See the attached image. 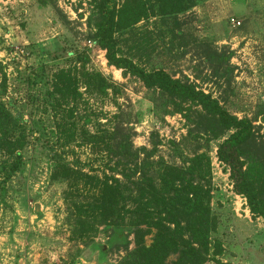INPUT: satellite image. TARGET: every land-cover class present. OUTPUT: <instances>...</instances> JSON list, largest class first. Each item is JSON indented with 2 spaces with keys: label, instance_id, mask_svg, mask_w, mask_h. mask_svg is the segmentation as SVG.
<instances>
[{
  "label": "rangeland",
  "instance_id": "rangeland-1",
  "mask_svg": "<svg viewBox=\"0 0 264 264\" xmlns=\"http://www.w3.org/2000/svg\"><path fill=\"white\" fill-rule=\"evenodd\" d=\"M115 1L124 24L114 35L119 56L147 72L163 69L192 83L229 114L251 120L258 141L264 140V0H204L176 18H145V0ZM91 2L0 0V61L7 64L0 72V82L6 77L0 105L24 137L20 149L8 141L0 145V183L16 153L23 161L0 185V264H97L98 258L117 264L125 255L119 250L124 235L129 250L134 248L129 229L96 224L84 233L77 226L84 218L98 223L100 214L109 223L127 224L132 219L127 210L141 201L121 175L127 170L118 164L113 143L98 137L115 128L123 129L133 149L148 151L156 133L151 160L157 167L150 172L155 186L166 164L209 192L216 230L209 234L208 258L216 241L222 252L206 264H264V221L252 217L246 201L234 194L228 171L216 157L222 139L189 135L200 107H164L140 81L108 66L105 52L91 41ZM198 43L219 53V76L196 55ZM55 153L68 170L53 169ZM104 183L114 189H103ZM107 203L115 204L113 213L102 212ZM75 232L85 236L73 238ZM156 232L150 228L145 246ZM176 258L171 254L166 263Z\"/></svg>",
  "mask_w": 264,
  "mask_h": 264
},
{
  "label": "trees",
  "instance_id": "trees-1",
  "mask_svg": "<svg viewBox=\"0 0 264 264\" xmlns=\"http://www.w3.org/2000/svg\"><path fill=\"white\" fill-rule=\"evenodd\" d=\"M203 1L145 0L149 7L144 17L176 18ZM91 3L94 9L91 18L94 33L91 35V41L105 52L108 66L120 70L123 76H131L140 81L145 89L157 94L164 107L168 104L176 108L180 107V104L200 107V112L195 111L196 121L189 135L202 134L210 140L222 139L217 147L216 157L228 171L234 194L245 199L252 217L264 221V140L258 141L252 121L229 114L216 99L204 94L188 81L174 78L163 69L147 72L132 60L119 56L114 35L124 26L119 17L122 10L117 11L115 0H92ZM197 48L196 55L219 76V53L208 43H198ZM5 65L7 66L6 62L0 61V72L4 71ZM5 80L3 74L0 82V94L3 96H6ZM17 127L9 112L0 105V145L3 141H8L15 150L21 148V140L24 137L22 132L17 133ZM98 137L104 143H113V154L118 158V164L128 171L121 175L138 190L137 195L141 201H138L134 209L127 210L132 217L127 224L120 222L123 224L121 225L114 220L109 223L102 214L98 223L90 218L81 219L77 226L84 233L93 231L96 224L115 230L122 229L123 232L129 229V234H133L134 248L129 250L128 237L124 235L119 250L123 249L125 255L117 264H167L166 260L171 254H177L172 264H206L211 258L214 260L221 255L222 246L216 241L213 256L208 258L209 234L216 230V220L208 206L209 192L199 183L188 180L183 170L172 171L166 164L158 173L159 186L152 182L150 172L152 169L155 171L157 167L151 160L158 146L155 141L156 133L151 134L150 151L145 147L133 149L123 129L103 130ZM50 159L55 163V171L68 170L56 153L52 154ZM22 164V156L16 153L10 164L4 167V179L0 185H5L6 181L19 171ZM115 171L116 169L111 172ZM115 182L118 184V181ZM103 185V189H114V186H108L106 183ZM99 200L105 203L107 199L99 196ZM115 209L114 203H107L102 212L113 213ZM165 222L172 225L173 229L166 227ZM142 226L146 228L143 229ZM153 227L157 229L153 242L150 246H145L144 237L150 234V228ZM84 236L75 232L73 238L82 239ZM89 243H86L87 258L93 257L94 252V249L91 250L93 242ZM97 251L105 257L106 253L102 252L100 247ZM103 262L104 260L97 259V264H104Z\"/></svg>",
  "mask_w": 264,
  "mask_h": 264
},
{
  "label": "built area",
  "instance_id": "built-area-1",
  "mask_svg": "<svg viewBox=\"0 0 264 264\" xmlns=\"http://www.w3.org/2000/svg\"><path fill=\"white\" fill-rule=\"evenodd\" d=\"M231 24L234 26V25H236V26H240V22H235V20L234 19H231ZM88 46H89V48H91L92 47V42L91 41H88ZM242 198V197H241ZM245 200V199H244Z\"/></svg>",
  "mask_w": 264,
  "mask_h": 264
}]
</instances>
